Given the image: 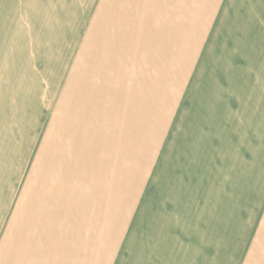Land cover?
Listing matches in <instances>:
<instances>
[{
  "label": "crops",
  "instance_id": "obj_1",
  "mask_svg": "<svg viewBox=\"0 0 264 264\" xmlns=\"http://www.w3.org/2000/svg\"><path fill=\"white\" fill-rule=\"evenodd\" d=\"M9 5L0 264H264V0ZM211 25L221 93L161 132Z\"/></svg>",
  "mask_w": 264,
  "mask_h": 264
},
{
  "label": "rangeland",
  "instance_id": "obj_2",
  "mask_svg": "<svg viewBox=\"0 0 264 264\" xmlns=\"http://www.w3.org/2000/svg\"><path fill=\"white\" fill-rule=\"evenodd\" d=\"M10 5L9 0H0V38L5 36L8 32V24L10 23ZM218 26L211 25L208 27V31L202 38L195 40L192 43V61L191 65L185 69L184 72L177 73L176 78V104L177 110L172 121L165 123L161 121V132L165 129V133L172 127L173 122L181 116L180 111L183 106V101L185 96L190 97H200V93L193 94V91L196 89L200 91L201 85L204 88V96H206V91H211L216 93H221L222 81L221 72H216V50L219 49L218 43L216 42V34L219 36V30L216 33ZM231 44L230 42H228ZM225 42V44H228ZM208 56L209 62L207 65L213 70L208 71L207 73L200 75L201 73V59L205 61V58ZM217 74V75H216ZM246 82L245 80H243ZM246 84V83H245ZM246 96H241V102H245Z\"/></svg>",
  "mask_w": 264,
  "mask_h": 264
}]
</instances>
